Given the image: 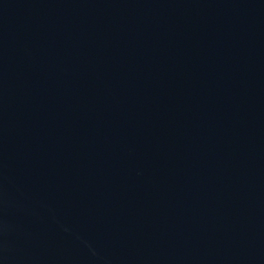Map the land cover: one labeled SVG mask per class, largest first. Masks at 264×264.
<instances>
[{
  "label": "water",
  "instance_id": "1",
  "mask_svg": "<svg viewBox=\"0 0 264 264\" xmlns=\"http://www.w3.org/2000/svg\"><path fill=\"white\" fill-rule=\"evenodd\" d=\"M0 264H264V0H0Z\"/></svg>",
  "mask_w": 264,
  "mask_h": 264
}]
</instances>
